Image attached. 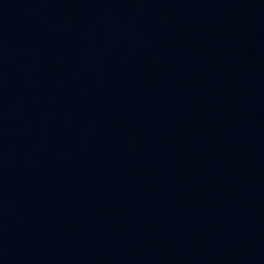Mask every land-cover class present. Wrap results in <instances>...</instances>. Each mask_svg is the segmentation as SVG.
<instances>
[{
    "label": "water",
    "instance_id": "95a60500",
    "mask_svg": "<svg viewBox=\"0 0 264 264\" xmlns=\"http://www.w3.org/2000/svg\"><path fill=\"white\" fill-rule=\"evenodd\" d=\"M0 264H264V0H0Z\"/></svg>",
    "mask_w": 264,
    "mask_h": 264
}]
</instances>
